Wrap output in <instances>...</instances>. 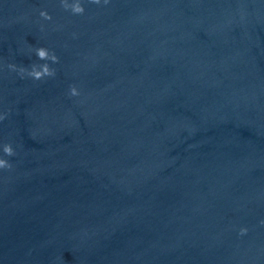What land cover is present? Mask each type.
Segmentation results:
<instances>
[{
  "label": "clouds",
  "instance_id": "1",
  "mask_svg": "<svg viewBox=\"0 0 264 264\" xmlns=\"http://www.w3.org/2000/svg\"><path fill=\"white\" fill-rule=\"evenodd\" d=\"M90 3L93 4H100L101 0H89ZM109 0H104V3L107 4ZM61 5L65 10H71L73 14H83L85 9L80 2V0H74L73 3L69 4L67 0H61ZM40 16L44 18L45 20H50L51 16L46 12V11H40ZM35 55L36 57L41 60V61H51L52 63H58L59 58L58 56L54 53L51 52L49 49L45 47H38L35 49ZM8 68L11 70H17V66L15 64H9ZM20 75L23 77V75L26 73L29 77L33 78L34 80H42L45 77H53L56 75V70L51 68L48 63H43V64H32L31 68H25V67H20L18 69ZM79 90L77 89L76 86L72 85L69 87V95L70 96H78ZM6 118V115H0V121H3ZM3 153L6 156H14L15 151L11 144H4L3 145ZM12 164L4 159L0 158V169H11ZM247 232L246 228H241L240 229V234L243 235Z\"/></svg>",
  "mask_w": 264,
  "mask_h": 264
}]
</instances>
